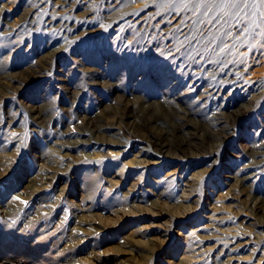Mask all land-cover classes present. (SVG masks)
<instances>
[{
  "label": "rangeland",
  "instance_id": "obj_1",
  "mask_svg": "<svg viewBox=\"0 0 264 264\" xmlns=\"http://www.w3.org/2000/svg\"><path fill=\"white\" fill-rule=\"evenodd\" d=\"M179 20L160 0H0V264H264L261 37L178 52Z\"/></svg>",
  "mask_w": 264,
  "mask_h": 264
},
{
  "label": "snow or ice",
  "instance_id": "obj_2",
  "mask_svg": "<svg viewBox=\"0 0 264 264\" xmlns=\"http://www.w3.org/2000/svg\"><path fill=\"white\" fill-rule=\"evenodd\" d=\"M160 7L180 17L173 29L178 52L193 42L205 41V47L212 46L214 53L230 52L236 45L228 40L247 46L249 36L255 38L254 34L261 37L260 46L264 48V0H160ZM213 28L216 32L225 29L219 43Z\"/></svg>",
  "mask_w": 264,
  "mask_h": 264
},
{
  "label": "bare ground",
  "instance_id": "obj_3",
  "mask_svg": "<svg viewBox=\"0 0 264 264\" xmlns=\"http://www.w3.org/2000/svg\"><path fill=\"white\" fill-rule=\"evenodd\" d=\"M49 5V2L47 3ZM33 6L35 5V2H33L32 4ZM56 7L57 5H55V7L48 11V8L45 9L43 11V15L48 17V19H50V23L48 24V27H50V29H56L58 30L59 33H63L62 35L66 34V35H70L72 33V29H74L71 24L73 23L70 16H59V12H55L56 10ZM120 16V14H114L110 19L113 21L114 19H117L118 17ZM76 24V22H75ZM79 27V26H78ZM8 29V28H7ZM53 42H56V40H49L48 44H52ZM138 42V41H137ZM21 43V42H20ZM137 44V43H136ZM129 45V44H128ZM148 45V44H147ZM131 47V46H130ZM136 49V48H135ZM197 49V48H196ZM192 52V51H191ZM190 52V54H191ZM196 53V52H195ZM145 54V53H144ZM189 54V55H190ZM193 54V53H192ZM194 55V54H193ZM181 64V63H180ZM182 67V66H181ZM189 67V66H188ZM198 69V68H197ZM181 70V69H180ZM189 72V71H188ZM190 74V73H189ZM185 76V75H184ZM216 87V86H215ZM212 88V87H211ZM218 90V89H217ZM222 90V89H221ZM214 91V90H213ZM219 91V90H218ZM220 109V108H219ZM184 115L183 114H178L174 121L177 120L178 122H174L173 121V125L174 128H172L171 130H161L158 132V137H159V140H158V143L159 144H162L163 146L165 145V143L163 144V137L166 136V134H168L169 132L172 133V134H179L178 132H182V130L184 129V127L186 126V123L189 122V120L193 121L194 118H195V115H196V111L194 109H189V110H184ZM117 120H122V118H118ZM115 124V123H114ZM90 125V123H89ZM97 129H98V132L99 133H103L105 134L107 131L103 130L104 127L102 125H97L96 126ZM91 130V132H94V129L93 128H90L88 127V130ZM93 129V130H92ZM102 135V134H100ZM183 143H186V139H184L182 141ZM143 151H146V149L142 148V150L140 151V153H143ZM264 155V152L262 153ZM50 179V177H47ZM102 180L101 179H98V185H99V182H101ZM255 205V204H254ZM120 207L126 211H133V214H135L136 212L134 211V207L131 208L130 206L127 205V202H124V203H121ZM133 209V210H131Z\"/></svg>",
  "mask_w": 264,
  "mask_h": 264
}]
</instances>
